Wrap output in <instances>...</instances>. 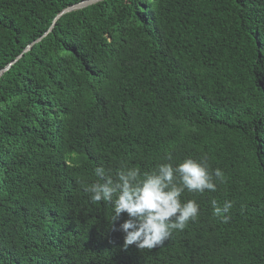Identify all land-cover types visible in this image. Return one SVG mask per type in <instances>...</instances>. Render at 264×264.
Returning <instances> with one entry per match:
<instances>
[{"label":"trees","instance_id":"obj_1","mask_svg":"<svg viewBox=\"0 0 264 264\" xmlns=\"http://www.w3.org/2000/svg\"><path fill=\"white\" fill-rule=\"evenodd\" d=\"M80 1L0 0V70L22 54L0 75V264H264V0H96L24 51ZM188 158L226 182L185 189L199 215L161 246L124 248L95 168Z\"/></svg>","mask_w":264,"mask_h":264},{"label":"clouds","instance_id":"obj_2","mask_svg":"<svg viewBox=\"0 0 264 264\" xmlns=\"http://www.w3.org/2000/svg\"><path fill=\"white\" fill-rule=\"evenodd\" d=\"M166 159L171 161L170 153ZM94 174L98 179L86 185L85 192L94 204H112L111 223L127 214L128 218L120 224L125 233L123 247L135 245L140 250L161 246L174 230L182 231L198 217L200 209L195 200L181 201L185 189L198 193L216 191L217 182H226L220 168L210 170L207 158H188L175 166L162 163L144 173L136 167L121 166L115 178L103 167L95 168ZM211 205L215 216L225 222L230 219L226 214L233 207L232 201H225L221 207L212 200Z\"/></svg>","mask_w":264,"mask_h":264},{"label":"water","instance_id":"obj_3","mask_svg":"<svg viewBox=\"0 0 264 264\" xmlns=\"http://www.w3.org/2000/svg\"><path fill=\"white\" fill-rule=\"evenodd\" d=\"M96 0H83V1H80V2H77V3H75V4H73V5H70V6H68V7H66V8H64L56 17H55V19H54V21H53V24L50 26V28L45 32V34L44 35H42L41 37H39L38 39H36L34 42H32V43H30L25 49H24V51H27V50H29L31 47H32V45L34 44V43H36L37 41H39L40 39H42L49 31H51L52 30V28H53V26H54V24L56 23V21L58 20V18H60L63 14H65V13H67V12H69V11H72V10H75V9H78V8H81V7H84V6H86V5H88V4H91V3H93V2H95ZM22 56V54H20V55H18L17 56V58L16 59H14V60H12L11 62H9L3 69H1L0 70V75H2L3 74V72L5 71V70H7L8 68H10V66L13 64V63H15L16 62V60L18 59V58H20Z\"/></svg>","mask_w":264,"mask_h":264}]
</instances>
